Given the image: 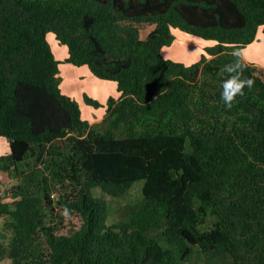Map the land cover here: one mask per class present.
Wrapping results in <instances>:
<instances>
[{
    "label": "trees",
    "instance_id": "1",
    "mask_svg": "<svg viewBox=\"0 0 264 264\" xmlns=\"http://www.w3.org/2000/svg\"><path fill=\"white\" fill-rule=\"evenodd\" d=\"M173 29L214 44L172 60ZM260 29L264 0H0V169L19 178L0 197V264H191L195 247L209 264H264V67L240 55ZM49 32L65 61L116 82L97 125L61 89ZM237 62L254 84L228 107ZM32 156L40 167L22 168ZM137 180L141 199L108 224L93 189Z\"/></svg>",
    "mask_w": 264,
    "mask_h": 264
},
{
    "label": "rangeland",
    "instance_id": "2",
    "mask_svg": "<svg viewBox=\"0 0 264 264\" xmlns=\"http://www.w3.org/2000/svg\"><path fill=\"white\" fill-rule=\"evenodd\" d=\"M148 31L149 28L141 31V37H145ZM173 33L175 35L174 41L170 45L164 46L162 52L166 57L171 58L172 60L184 62L187 65L199 60L201 54L206 53L205 48L214 44V41L212 40H205L198 36L180 31L179 29H173ZM47 41L50 44L56 59L59 60L58 77L60 79L61 89L64 93L72 96L79 104L82 118L87 120L91 125H97L100 123L97 121L103 120L106 114L107 101L109 97L118 96L116 82L97 78L91 73L86 65L76 66L65 61V58L67 57L66 46L60 44L52 32L47 33ZM189 47H191V49ZM184 51L186 54H184ZM242 51L247 55L252 63L259 67H264V32L260 29L257 34V38L248 46L244 47ZM87 98L96 100L98 105L95 106L91 104ZM8 151L9 144L7 139L0 136V156L6 154ZM37 165L40 167L41 164L37 160L36 156H32L21 166L25 169H31ZM18 183V177L15 175H9L7 172L0 169L1 199H10L11 188ZM142 186L143 180H137L121 196H113L104 193L100 188L93 189L95 196L103 198L107 202L108 224L118 221L120 218L119 208L121 206L134 203L141 199ZM215 220L216 219L214 217L209 216L206 224L203 225L201 229L212 228ZM6 226L7 220L4 217H0V242H8L12 235L11 230ZM209 262V258L201 253L198 247H195L190 263L209 264ZM2 263L10 264V260L5 259Z\"/></svg>",
    "mask_w": 264,
    "mask_h": 264
},
{
    "label": "clouds",
    "instance_id": "3",
    "mask_svg": "<svg viewBox=\"0 0 264 264\" xmlns=\"http://www.w3.org/2000/svg\"><path fill=\"white\" fill-rule=\"evenodd\" d=\"M224 71L229 75L222 83L221 100L230 107L238 95L243 96L245 87L251 89L254 82L251 79L241 78L238 62L226 65Z\"/></svg>",
    "mask_w": 264,
    "mask_h": 264
},
{
    "label": "crops",
    "instance_id": "4",
    "mask_svg": "<svg viewBox=\"0 0 264 264\" xmlns=\"http://www.w3.org/2000/svg\"><path fill=\"white\" fill-rule=\"evenodd\" d=\"M240 55H241V57H242L244 60L251 62L250 59L247 57V55H246L245 53H243L242 50H241ZM116 86H117V84H116ZM100 121H102V120H99V121H97V122H100Z\"/></svg>",
    "mask_w": 264,
    "mask_h": 264
},
{
    "label": "built area",
    "instance_id": "5",
    "mask_svg": "<svg viewBox=\"0 0 264 264\" xmlns=\"http://www.w3.org/2000/svg\"><path fill=\"white\" fill-rule=\"evenodd\" d=\"M50 196H51L53 199H58V197H59V195H58V193H56V191L51 192Z\"/></svg>",
    "mask_w": 264,
    "mask_h": 264
},
{
    "label": "bare ground",
    "instance_id": "6",
    "mask_svg": "<svg viewBox=\"0 0 264 264\" xmlns=\"http://www.w3.org/2000/svg\"><path fill=\"white\" fill-rule=\"evenodd\" d=\"M191 46V45H190ZM188 48V47H187ZM190 49H191V47H189ZM190 49H189V51H190ZM185 50H188V49H185ZM185 52V51H184ZM181 54V53H180ZM184 54H186V52L184 53Z\"/></svg>",
    "mask_w": 264,
    "mask_h": 264
}]
</instances>
